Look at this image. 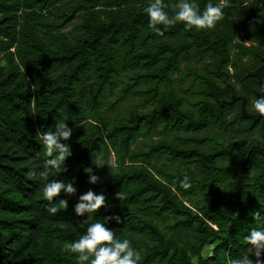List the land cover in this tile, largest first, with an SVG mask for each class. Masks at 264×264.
I'll list each match as a JSON object with an SVG mask.
<instances>
[{"label":"trees","instance_id":"obj_1","mask_svg":"<svg viewBox=\"0 0 264 264\" xmlns=\"http://www.w3.org/2000/svg\"><path fill=\"white\" fill-rule=\"evenodd\" d=\"M176 2L164 0L169 15ZM148 3L0 0V264H76L60 245L91 222L73 212L89 188L108 208L85 215L119 214L110 226L141 264H228L264 226L249 215L264 206V117L247 112L261 86L264 0H226L212 29L159 32ZM173 81H188L184 94ZM134 94L144 107L124 109ZM58 120L73 128V155L49 179L78 189L65 206L43 199L39 176L36 133Z\"/></svg>","mask_w":264,"mask_h":264},{"label":"clouds","instance_id":"obj_2","mask_svg":"<svg viewBox=\"0 0 264 264\" xmlns=\"http://www.w3.org/2000/svg\"><path fill=\"white\" fill-rule=\"evenodd\" d=\"M226 0H208L203 10L197 0H177L175 11L172 15L166 10L168 5L164 0H149L144 12L148 17V26L156 28L158 25H173L177 22H183L186 30L195 28L197 30L212 29L223 18V9L226 7ZM256 95L252 101V109L248 111L253 116L264 117V86L257 87ZM73 135V128L66 120H58L47 130L37 131L36 137L38 143L42 146L43 162L39 176L42 179L41 195L43 199L52 202L54 198L59 199L60 206L68 204V196L77 193L75 178L49 179L50 171L55 170L58 173L67 171V158L73 155L72 146L69 142ZM88 182L96 184L100 181L97 174L88 171ZM180 186L187 189L191 186L190 178L185 175L180 180ZM61 193L66 194L61 196ZM116 198L121 200L123 197L116 193ZM107 210L108 205L106 196L103 192H97L92 188L82 192L76 203L73 205L75 217H84L90 219L86 229L77 239L65 240L60 245L61 253H67L74 257L76 264H141V250L132 246V241L128 238H122L116 228L110 226L113 221L116 224L121 223L119 214L99 215L95 219L85 214H94L102 208ZM50 213H56L57 207L50 206ZM264 206L260 210L249 213L254 220L260 221L264 225ZM247 244V252L229 260L228 264H264V226L253 227L243 237ZM254 256L255 259L251 257Z\"/></svg>","mask_w":264,"mask_h":264},{"label":"rangeland","instance_id":"obj_3","mask_svg":"<svg viewBox=\"0 0 264 264\" xmlns=\"http://www.w3.org/2000/svg\"><path fill=\"white\" fill-rule=\"evenodd\" d=\"M248 43V42H247ZM232 69V68H230ZM254 73V72H253ZM259 77V76H258ZM259 80H260V77H259ZM171 86L177 90V91H180L182 94L185 93V88L188 87V81L187 82H183V83H178L177 81H173L171 83ZM186 95L188 97H195L194 94H191V92L187 93L186 92ZM257 95H261L260 93L257 92ZM234 98V97H233ZM124 109H128L129 107H137V108H143L144 107V102L143 100L141 99L140 95L139 94H134L132 96L129 97V99L127 101H125L123 103V106H122ZM251 108H252V105H251ZM253 116V115H252ZM254 118V116H253ZM213 249V245H209V246H206V248L204 249L203 251V254L204 255H209L211 250ZM252 259H255L254 256L251 257Z\"/></svg>","mask_w":264,"mask_h":264},{"label":"water","instance_id":"obj_4","mask_svg":"<svg viewBox=\"0 0 264 264\" xmlns=\"http://www.w3.org/2000/svg\"><path fill=\"white\" fill-rule=\"evenodd\" d=\"M253 74H256L260 77V84L261 86H264V64L261 65L258 69H256Z\"/></svg>","mask_w":264,"mask_h":264}]
</instances>
